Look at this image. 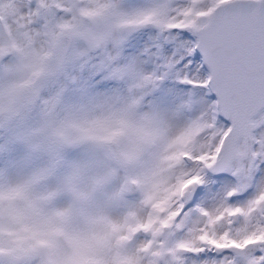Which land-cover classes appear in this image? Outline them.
<instances>
[{
    "label": "snow or ice",
    "instance_id": "snow-or-ice-1",
    "mask_svg": "<svg viewBox=\"0 0 264 264\" xmlns=\"http://www.w3.org/2000/svg\"><path fill=\"white\" fill-rule=\"evenodd\" d=\"M0 264H264V0H0Z\"/></svg>",
    "mask_w": 264,
    "mask_h": 264
}]
</instances>
